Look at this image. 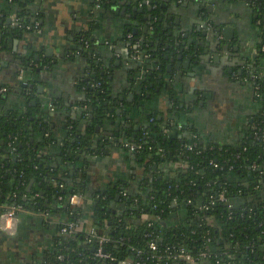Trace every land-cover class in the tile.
Wrapping results in <instances>:
<instances>
[{
    "label": "trees",
    "instance_id": "trees-1",
    "mask_svg": "<svg viewBox=\"0 0 264 264\" xmlns=\"http://www.w3.org/2000/svg\"><path fill=\"white\" fill-rule=\"evenodd\" d=\"M35 1H11L17 7L13 5L0 17V28L6 27L4 36L17 37L35 29L31 7ZM247 1L260 26V40L255 44L257 54L246 59L241 76L255 81L257 98L264 107V0ZM150 3L151 8L144 0L124 3L130 14L124 33L132 35L130 45L142 41V53L159 64L142 83L147 91L157 85L163 87L164 77L171 73L166 67L182 45L161 18L164 8L160 0ZM140 4L142 11L134 8ZM11 15L15 16L13 22L6 24ZM96 25L90 20L88 31L77 37L83 46L77 50L89 67L80 82L86 95L80 103L85 109L79 121L85 124V131L78 129L80 122L72 121L63 141L54 140L39 103L27 102L23 110L0 113V205H21L27 211H47L59 217L55 246L39 264H192L174 257L182 249L196 258L195 264H264V199L260 200L255 189L257 179L264 174V169L258 170L264 167V108L234 145L205 141L197 130L184 133L182 138H169L165 128L169 130L172 125L163 126L156 112L149 115L148 124L136 129L135 122L130 124L133 118L127 117V109L133 104L113 96L109 67L91 48ZM17 59V67L27 72H37L36 64H43L33 50ZM257 73L259 78L252 80ZM28 97H35L34 88ZM118 108H123L122 114ZM110 115L119 121L125 119V132L120 133L118 145L127 150L125 144L135 145L137 157L150 176L141 182V192L129 193L122 182H116L94 195L91 226L107 237L100 244L98 236L86 231L69 234L60 230L66 222H80L86 215L82 206L70 203V197L84 193L86 187L77 164L98 150L93 140L95 126L105 123ZM55 145L57 152L52 149ZM244 181H250V186ZM118 193L120 199L116 198ZM247 196L252 197L244 203L241 199ZM120 202L127 208L121 214L116 209ZM174 212H184L185 220L164 225L161 221ZM151 243L157 248L152 249ZM100 247L109 257L97 255Z\"/></svg>",
    "mask_w": 264,
    "mask_h": 264
},
{
    "label": "crops",
    "instance_id": "crops-1",
    "mask_svg": "<svg viewBox=\"0 0 264 264\" xmlns=\"http://www.w3.org/2000/svg\"><path fill=\"white\" fill-rule=\"evenodd\" d=\"M11 1L0 0V17L4 16L5 12H10ZM111 1V5L105 8L113 15H109L106 10L97 15L100 6L97 0H36L32 5V9L33 6H38L34 7L33 11L36 18L35 29L17 37L4 36L5 26L0 30V44L3 45L0 49V113L23 110L29 100H34L36 104H40V114L49 124L54 140L63 141L72 121L77 120L78 124H82L81 129L86 130L85 124L79 121L81 117L78 108L86 95L80 87V82L89 67L87 59L77 50V37L81 32L88 31L89 21L93 19L97 24L92 31L95 39L101 38L113 44L109 46L111 49L104 45L97 48V54L106 62L109 59L112 64H109V82L113 96L129 102L132 99L141 100L140 106L129 111L130 118H133L130 124L135 122V126L138 125L139 128L145 125L148 123L147 110H152L161 116L164 126L172 124V130H183V124L187 123L190 128L197 130L205 141L222 146L239 142L246 126L252 123L264 108L257 98L253 83L235 73L237 65H241L242 60L254 54L255 44L260 40V26L249 2L170 1V10L164 8L167 15L164 20L166 24L173 26L175 37L184 41L172 60L171 73L168 71L170 74L163 79V84L172 86L171 92L164 94V85L158 86L154 89L156 92L153 93L152 90L153 94L147 97L146 93L138 94L135 90V64H127V60L125 63L121 53L114 49L117 40L122 41L120 37L127 22L121 21L116 11L124 6L126 0ZM205 9L211 16L209 22L214 24L216 41L210 36L192 32L199 24V12ZM228 26L232 28V32H225ZM223 45L227 48H223ZM118 46L120 49V45ZM31 50L39 55L37 59H42L43 65L37 63V72H27L25 75L23 73L24 77H20L22 68L17 67V58ZM77 51L81 56L76 55ZM179 54L183 55V59L178 58ZM216 57L219 60H216ZM114 59L118 61L116 65ZM232 67L235 68L234 73L229 71ZM262 72L264 74V64ZM24 82L32 84L33 87L26 90L23 87ZM39 86H42V89ZM33 88L35 97L28 98V93ZM131 93L134 98L129 99ZM54 100L60 101L61 104H52ZM106 119V123L97 124L100 131L94 132L93 140L95 136L99 137L109 131L118 133L119 123H126L125 119H122L125 122L119 121L114 115ZM176 126L177 128H174ZM95 146H98V150L83 156L77 164L80 178H84L86 184L85 192L79 194L80 206L86 212L82 218L86 226L91 225L93 198L98 191L106 190L116 182H122L129 193H138L141 192V182L149 175L143 169L145 163L138 157L134 160L131 153L127 152L130 150H124L126 147L123 144L101 146L96 143ZM57 148L58 145H55L52 149L57 152ZM260 178H264V174L260 175ZM255 187L260 200L264 199V183L259 182ZM247 197L241 200L245 203L252 196ZM124 207L122 202L116 205L118 212L123 211ZM179 215L185 220L184 212ZM171 220L172 218L168 217L163 223H170ZM58 222L57 215H51L49 219L30 213L19 215L13 239L3 238L0 233V264L43 262L46 252L54 248L59 236Z\"/></svg>",
    "mask_w": 264,
    "mask_h": 264
},
{
    "label": "flooded vegetation",
    "instance_id": "flooded-vegetation-1",
    "mask_svg": "<svg viewBox=\"0 0 264 264\" xmlns=\"http://www.w3.org/2000/svg\"><path fill=\"white\" fill-rule=\"evenodd\" d=\"M98 2V4H100V6H99V8H102V7H109V6H107L106 4H107V2H112L111 0H97ZM128 1L129 0H126V2L128 3ZM170 1H173V0H160V3H161V5H162V7L163 8H167L168 10H170ZM225 1V0H224ZM125 2V3H126ZM131 2H132V0H131ZM144 3L147 5H149L150 6V8L151 7H153V5H151V3H150V0H144ZM129 4V3H128ZM131 4V3H130ZM250 4V3H249ZM124 7H126V6H123V7H121V9L117 12V15H118V17L121 19V21H123V20H126V18H128V19H130V14L127 12V7H126V12H125V14L123 15V14H121V10L124 8ZM97 9V11L98 12H96L97 13V15H100V12H102V11H104V10H100V9ZM135 9H139L140 11H142L143 10V8H142V4H140V5H138V6H135L134 7ZM107 10H106V12H108L109 10H108V8H106ZM96 11V10H95ZM162 14H163V16L161 17L162 19L165 17V18H167L166 16V13H164V11L162 12ZM11 17L14 19L15 18V16L14 15H11ZM199 21H198V25H197V27L196 28H194L193 30H192V32H195L197 35H200V34H203V31H206V30H208L209 29V31H210V34L209 33H207L206 34V36H210L211 37V39L212 40H214V37L216 36L215 34H214V32H216L215 30H212V27L213 28H215L213 25H212V22H209L210 20H209V18L211 17L210 15H208V13H207V11H206V9L204 10V11H201V12H199ZM98 18H100L99 16H98ZM176 21L178 22V18H176ZM206 21V22H205ZM166 25H168L169 26V28L170 27H173L172 25H170V24H166ZM199 27H200V29H199ZM0 30H2L1 28H0ZM211 30H212V32H211ZM172 32V30H170V33ZM125 33V27H124V32H123V34H122V36L120 37V39L122 40V41H119V39L117 40V42L119 43H116L115 44V50L117 49L118 51H119V49H118V45H120L122 42L123 43H127V44H129V48H130V53L129 54H123V53H121V56H122V58L123 59H125L124 61H125V63H126V60L128 61L127 62V64H130V63H132V64H137V63H139L140 61L142 62V60L143 59H145L142 63V65L143 66H147L148 67V69L151 71V69L153 70V69H158V67H159V64L157 65V61L156 60H150L149 59V57H150V55H146V53H142V49H141V45H142V41H137V43H135L134 45L133 44H131L130 45V40L129 39H131V37H132V35L131 34H127V35H125L124 34ZM203 35H205V34H203ZM96 37H95V35H94V33L92 32V40H94V43H93V47H91L92 49H95V52L96 53H98L97 51V48L98 47H100V46H102V45H104V46H112L113 44H112V42L111 41H107V40H104V39H99V40H97V39H95ZM179 41V40H178ZM182 41H184V40H181V41H179L180 43H182ZM114 43V42H113ZM79 44V43H78ZM88 47H90V42H87V43H85ZM82 45V44H81ZM117 45V46H116ZM78 46H80V45H78ZM256 46V45H255ZM78 48V47H77ZM82 48H83V46H82ZM109 49H111V47H109ZM257 49L255 48V52H254V54L253 55H255V54H257ZM77 54H79V51H77V53H76V55ZM80 54L82 55V53L80 52ZM79 54V55H80ZM80 55V56H81ZM106 55V54H105ZM109 56H111V55H109ZM108 56V57H109ZM178 56V55H177ZM83 57V56H82ZM106 57V56H105ZM106 59H107V57H106ZM115 60V59H114ZM105 61V60H104ZM108 62H106L105 61V63H106V65L108 66L109 64H111L110 63V60L108 59L107 60ZM118 61H117V59L114 61V65H116V63H117ZM244 64H239V65H237V69H236V72H235V68L234 67H232V73H238L237 75H242V73H243V66L246 64V60H244ZM2 64V63H1ZM172 64V57H171V63H169L168 65H171ZM43 65V64H42ZM112 65V64H111ZM167 65V66H168ZM143 66L141 67V68H137L136 70H135V72L133 73V78L136 80L135 82L136 83H134V86L136 87V91L137 90H139L142 86V83L143 82H141L142 80H144L145 81V79L147 78L146 77V75H144L143 73H141L140 71L142 70V68H143ZM172 66V65H171ZM109 68L107 69V73H108V77L110 78V70H111V68H110V65L108 66ZM138 69H140V71L138 70ZM166 69H167V67H166ZM148 70V71H149ZM240 70H242V72H240ZM23 72H24V70H22ZM89 71V70H88ZM168 71V70H167ZM172 71V70H171ZM88 73V72H87ZM130 75H132V73L130 74ZM86 76H87V74H86ZM248 79V78H247ZM252 80H255V79H253V78H251ZM257 79V78H256ZM248 80H250V79H248ZM251 81V80H250ZM252 83H253V87H254V89L256 90V88H258V86L255 84V81H251ZM137 84H139V85H137ZM154 86V85H153ZM159 85H157L156 87H158ZM171 86V85H170ZM155 87V88H156ZM28 89H30V88H28ZM27 90V89H26ZM142 90L143 91H141V93H146V94H150V95H152L154 92H156L155 90H153L152 92L151 91H147V89H145V88H142ZM28 93V92H27ZM115 97H118V96H115ZM147 97H149L148 95H147ZM29 98V97H28ZM32 98H34V97H32ZM83 99H85V97H83ZM139 100H135V99H132L131 100V103L133 104V106H131V107H129L127 110H129V111H132V110H134V108L136 107V106H140L139 104H140V101L138 102ZM29 103L31 102L32 104H34L33 102H35L34 100H29L28 101ZM57 102H59V101H57ZM57 102L54 100V102H51L52 104H57ZM35 104H36V102H35ZM51 104V105H52ZM80 106H81V104H79ZM84 109H85V107H84ZM121 110H122V112H120V114H122L123 113V108H121ZM144 110V109H143ZM154 111H152V110H147V118H148V122H149V115L151 114V113H153ZM81 115V114H80ZM131 114H129L128 113V115H127V117L128 118H130L131 116H130ZM159 115V114H158ZM121 117H123V116H121ZM120 121H124V120H122V118H120ZM125 122V121H124ZM146 124H148V123H146ZM172 125V124H171ZM184 125V131L183 130H181V129H179L182 133L183 132H185V133H189V135L191 134V132H192V130H195L194 128H190L189 127V125L187 124V123H184L183 124ZM97 126V125H96ZM96 126H95V131H96ZM164 126V125H163ZM167 126V125H166ZM175 128V127H174ZM165 129H167V128H165ZM172 129H173V125H172V127H171V129H167V136H168V134H169V132L170 131H172ZM175 214H172L171 216H170V219L172 218V220L170 221V223H167V225H169V226H171V225H174L175 223L177 224V223H180V222H183L184 220H182V217L179 215V213L178 212H174ZM176 214H178V215H176ZM180 216V217H179ZM173 218H176L175 220H173ZM173 222V223H172ZM164 224V223H163ZM164 225H166V224H164ZM57 227H58V224H57Z\"/></svg>",
    "mask_w": 264,
    "mask_h": 264
},
{
    "label": "water",
    "instance_id": "water-1",
    "mask_svg": "<svg viewBox=\"0 0 264 264\" xmlns=\"http://www.w3.org/2000/svg\"><path fill=\"white\" fill-rule=\"evenodd\" d=\"M41 2L42 0H38V2ZM223 1V0H222ZM128 3L130 4L131 2L130 1H128ZM14 4L13 3H11V7L13 6ZM17 7V5H14V9ZM32 7V6H31ZM34 7H38V6H33V10H35V8ZM101 11L102 10H107L106 8H104V7H102V8H99ZM110 14L109 15H113V14H111V12L110 11H108ZM125 12H126V7H124L122 10H121V14H125ZM116 13H117V11H116ZM7 24H9V23H12L13 22V18L11 17V16H8L7 17ZM33 21L35 22V19H33ZM206 22V21H205ZM31 28H33V26L31 27ZM145 29L147 30L148 29V27L146 26L145 27ZM199 29H200V27H199ZM212 30H215V28H213L212 27ZM212 30H211V32H212ZM2 31V30H1ZM225 32H232V28H230L229 26L227 27V28H225ZM175 34V32L174 31H172L171 32V34ZM207 33H209L210 34V31H209V29L208 30H206V31H203V34H207ZM214 34L216 35V32H214ZM219 34V33H218ZM204 35V36H205ZM21 36V35H20ZM70 39L72 40L73 39V37H70ZM217 40V38H216V36L214 37V41H216ZM79 48H82L81 46H79ZM223 48H227V46L226 45H223ZM47 51H50V50H47ZM119 52L120 53H123V54H129L130 53V48H129V44H127V43H121L120 44V49H119ZM26 53V52H25ZM233 54H235V53H233ZM36 58H39V55L38 54H36ZM178 58H180V59H183V55L182 54H179L178 55ZM216 60H219L217 57H216ZM18 61V63L20 62V60H17ZM144 61V59L142 60V62ZM141 61L139 62V63H137L134 67L135 68H141L143 65V63H142ZM238 62L240 63V61L238 60ZM245 62L242 60L241 61V64H244ZM21 70H24V69H21ZM149 69H148V67L147 66H143V68H142V70L140 71L141 73H143L144 75H146L147 76V73L148 72H152V71H148ZM167 70L168 71H170L171 72V70H172V66L171 65H168L167 66ZM229 71L231 72L232 71V68H229ZM23 72V71H22ZM26 72H27V70H24V75L26 74ZM28 72L30 73H32L33 72V70H28ZM240 72H242V70H240ZM20 77H24L23 76V74H21L20 75ZM160 77L162 78L163 76H162V74H160ZM141 82H144V80H142ZM163 82V81H162ZM164 83V82H163ZM137 85H139V84H137ZM142 86V85H141ZM23 87H25V89H28V88H32L33 87V85L32 84H29V83H27V82H24V84H23ZM41 87V88H40ZM39 88L40 89H42V86H39ZM159 89V88H158ZM171 89H172V86H170L169 84H164V90H162L163 91V93L164 94H169L170 92H171ZM141 91H143L142 90V87L139 89V90H137V92H138V94H140L141 93ZM42 92V91H41ZM148 96H150V94H147ZM121 98H123L122 96H120ZM196 97H198V96H196ZM195 97V98H196ZM132 98H134V94H129V99H132ZM33 103H35V102H33ZM42 103V102H41ZM46 105V104H45ZM43 107H44V104H43ZM79 110V113L82 115V112L84 111V107H81L80 106V108H78ZM117 112L118 113H120V112H122V110H120V109H118L117 110ZM80 115V116H81ZM158 118L160 119L161 118V116H158ZM106 123V122H105ZM81 127H82V124H80L79 125V129H81ZM119 130H118V133H116V134H113L111 131H109L108 133L106 132V133H104V134H101L99 137H96L95 136V140H94V143H95V145H96V143H98V144H100L101 146H105V145H108V144H116L117 145V143H118V141L120 140V138H119V136H120V133H124L125 132V125H120V123H119ZM136 129H139V126L137 125L136 127H135ZM175 128H177V126L175 127ZM100 131V126L99 125H97L96 126V132H99ZM110 136H112V137H110ZM115 137V138H114ZM168 137L169 138H176V137H178V138H182L183 137V133L180 131V130H178V128L177 129H174V130H172V131H170L169 132V134H168ZM94 139V138H93ZM121 141H122V139H121ZM123 141H125V142H128L127 141V139H124ZM126 145V144H125ZM127 147H129L128 145H126ZM124 150H126L127 151V149L126 148H124ZM128 153L130 152L131 153V156H132V158L134 159V160H136V158H137V152H136V150L134 149V150H130V151H127ZM143 169L145 170V172H146V169H147V167L145 166V165H143ZM155 168H156V166H155ZM262 169H264V167H262V168H259L258 170H262ZM249 176H250V178H254V174L252 173V172H250V174H249ZM257 181L258 182H261V183H264V178H258L257 179ZM113 185H115V184H113ZM244 185L246 186V187H249L250 186V181H245L244 182ZM32 186V182L30 183V185H29V189H30V187ZM116 198L117 199H120L121 198V194L120 193H118L117 195H116ZM124 206H125V204H124ZM127 208H126V206L124 207V210H126ZM123 210V211H124ZM123 211L121 210L120 212H119V214H121V213H123ZM1 212V211H0ZM0 233H1V235H2V237L3 238H11V239H13V235H9V234H6V233H4V232H2L1 230H0Z\"/></svg>",
    "mask_w": 264,
    "mask_h": 264
},
{
    "label": "built area",
    "instance_id": "built-area-1",
    "mask_svg": "<svg viewBox=\"0 0 264 264\" xmlns=\"http://www.w3.org/2000/svg\"><path fill=\"white\" fill-rule=\"evenodd\" d=\"M21 74H23V72ZM251 78H253L255 80H256V78L258 79L259 78L258 73L256 75H253ZM166 131H167V129H166ZM126 145L129 146V150L135 149L137 152L135 145H131L129 143ZM79 194L73 195L70 197V203L71 204L80 205L81 198H80ZM220 198L225 199V197L223 195H221ZM0 211H1L0 212V230L6 234H9V235L15 234L16 229H17V222L19 219V215H21L22 213H30L33 215H40V216H42L44 218H48V219L51 217V214L47 211H27L21 205H0ZM161 222L163 223V220ZM77 231L78 232L86 231L90 235L98 236L100 244H102L107 239V237H105L104 235H99L97 230L94 227H92L91 225L86 226L82 220H80V222H76V221L66 222L60 230L61 233H69V234L76 233ZM151 248L156 249L157 248L156 244L151 243ZM97 255L102 256V257H109V255L106 254L101 249V247L98 249ZM201 256L205 257L206 253L205 252L201 253ZM174 257L175 258H183L192 264L196 263V258H194L190 253L186 252L183 249L178 254H176ZM121 264H127V262L123 261V262H121Z\"/></svg>",
    "mask_w": 264,
    "mask_h": 264
}]
</instances>
